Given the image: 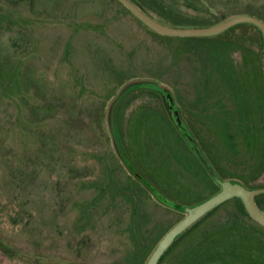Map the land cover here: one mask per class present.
Returning <instances> with one entry per match:
<instances>
[{
	"label": "rangeland",
	"instance_id": "1",
	"mask_svg": "<svg viewBox=\"0 0 264 264\" xmlns=\"http://www.w3.org/2000/svg\"><path fill=\"white\" fill-rule=\"evenodd\" d=\"M135 1L171 27L240 14L264 23V0ZM233 30L260 47L253 25ZM213 38L155 34L116 0H0V239L10 247H0V264H143L184 215L153 202L133 179L112 127L136 171L172 201L192 205L218 188L156 89L196 116L199 139L220 140L219 175L264 187L263 124L228 120L206 130L198 122ZM256 199L264 211V193ZM239 204L228 200L191 226L160 264H185L194 247L199 257L187 264L230 262L217 246L246 249L254 242L239 239L245 233L264 247V228Z\"/></svg>",
	"mask_w": 264,
	"mask_h": 264
},
{
	"label": "flooded vegetation",
	"instance_id": "2",
	"mask_svg": "<svg viewBox=\"0 0 264 264\" xmlns=\"http://www.w3.org/2000/svg\"><path fill=\"white\" fill-rule=\"evenodd\" d=\"M232 28H234V26L227 29L226 31H222L219 34L212 36L216 38H213V41L210 40L205 48L207 95L205 103L201 107L202 114L200 117H198V122L200 125H203L204 129L206 130L208 129V123H214L217 125L219 123L227 122L228 120H230L234 125H237L239 121H241L242 124L249 126H253L254 123L264 125V66L262 37L258 28L255 27V29L258 31V36L261 38L259 47L258 42L241 38L240 35L235 33L234 30L232 31ZM212 37L204 38L211 39ZM148 84L149 83H140L136 85L137 87H142ZM152 92L158 93L162 97L161 101L169 121L180 133L179 135L189 148L190 153L201 165L205 176L210 179L213 185L219 187V184L215 182V180L207 173L206 168L193 153V150L189 147L188 143L181 135L182 133L175 120L172 118L173 116L171 115L167 106V99H173L169 92L165 89H156ZM215 95H217V100H215ZM211 97L213 98L212 101L215 100V102L213 101V104L210 103L212 101L208 102ZM172 101L174 102V100ZM174 105L177 107L181 115V119L185 123L188 131L192 134L191 136L201 149L202 155L212 166L215 174L219 176L220 179H224L221 175H219L217 166L215 165L213 159L218 152V148H221L220 140L217 138V140L215 139L213 143H209L206 142V140L203 141V139H199V137H197L198 134L192 125L194 120H196V116L193 113L186 114V112H183L176 105V102H174ZM223 109L226 110L225 114ZM111 111L113 113V118L115 115H117V112L116 110ZM112 130L116 155L125 165L126 169L132 174L133 179L137 183L141 184V187L147 191V194L153 200V202L158 203V205L165 206L166 208L170 207L172 209L182 211V209L171 206L172 203L182 205L181 203L172 201L165 193L156 190L155 185H153L149 179L136 171V168L132 165V162L126 153L123 152L124 149L118 141L116 131L113 127ZM134 172H138L142 176V180L137 179L133 174ZM0 247L1 250L5 252L10 248L7 243L1 239ZM182 263V260H180L177 264ZM187 263V260H185V264Z\"/></svg>",
	"mask_w": 264,
	"mask_h": 264
},
{
	"label": "water",
	"instance_id": "3",
	"mask_svg": "<svg viewBox=\"0 0 264 264\" xmlns=\"http://www.w3.org/2000/svg\"><path fill=\"white\" fill-rule=\"evenodd\" d=\"M121 6H123L136 20L147 27L153 33L166 36L170 38L176 37H212L219 34L222 31L237 25V24H250L258 28L263 41V66H264V23L255 17L246 15H235L226 20H222L210 27H171L169 25L160 23L153 19L146 11H144L135 0H116ZM264 72V67H263ZM168 108L170 110L172 118L175 120L178 128L181 131V135L188 143L189 147L193 150V153L200 160L202 165L206 168L207 173L219 184V188L212 194L207 196L202 201H198L192 205L182 207L183 214L180 219L171 225L166 232L157 240L156 244L152 248L150 254L146 256L143 264H157L160 257L163 256L164 252L169 248L171 243L176 239L182 232L189 228L194 222L202 218L209 211L215 208L217 205H221L225 201L236 197L239 199L246 213L249 215L254 222L264 228V211L258 207L255 201V197L261 193H264V187H248L236 178H225L220 179L215 174L212 166L209 164L207 159L202 155V151L197 145L192 134L188 131L185 123L181 119V115L174 105L171 98L167 99ZM137 179L142 180V176L138 172L133 173Z\"/></svg>",
	"mask_w": 264,
	"mask_h": 264
},
{
	"label": "trees",
	"instance_id": "4",
	"mask_svg": "<svg viewBox=\"0 0 264 264\" xmlns=\"http://www.w3.org/2000/svg\"><path fill=\"white\" fill-rule=\"evenodd\" d=\"M244 185H246L243 181H241ZM248 187H254V186H250V185H246ZM219 188V187H218ZM256 188V187H254ZM217 188L214 190L216 191ZM214 191H212L210 194H212ZM209 194V195H210ZM208 195V196H209ZM206 198V197H205ZM204 198V199H205ZM257 196L255 197V201L257 203ZM231 199H236V201H238L240 204L239 208L242 211V213L248 215L246 213V211L243 208V204L242 202L237 199L236 197H233ZM229 199V200H231ZM201 200V199H200ZM199 200V201H200ZM203 200V199H202ZM201 200V201H202ZM228 201V200H227ZM227 201H225L224 203H226ZM224 203H222L221 205H223ZM258 204V203H257ZM221 205H217L215 208H213L211 211H209L206 215H204L202 218H200L199 220H197L196 222H194L191 226L195 225L197 222L203 220L206 216H208L212 211H214L217 207L219 208ZM172 207L178 208V209H182L183 205H178V204H171ZM259 206V205H258ZM190 226V227H191ZM189 227V228H190ZM187 228L184 232H182L176 239H174V241L172 242V244L170 245V247L168 248V250H166V252L164 253L163 256L160 257L159 261L157 264H160L161 260L163 259V257H165L167 255V253L171 250L173 244L175 243V241L177 239H179L182 235L185 234V232L189 229ZM239 238V237H238ZM239 239H246L247 241H252L254 243H250L246 249H242L240 248L241 246H229L227 247H223V246H217L216 249L220 250L219 253L224 252L226 255L228 254L231 258H230V262L227 261V263L224 264H264V247L261 246L260 244V239L253 236L252 234H248V236H246V233L243 235H240ZM239 242H237L238 244ZM215 247V246H214ZM246 250V251H245ZM199 251V249H197L196 247H194V249L190 250V253L187 255V257H185V260H187V262H192L194 260V258H198L199 254H197V252ZM208 252L205 253V251L203 250V254H207ZM196 254V255H195ZM200 254L201 251H200ZM222 264V263H221Z\"/></svg>",
	"mask_w": 264,
	"mask_h": 264
}]
</instances>
